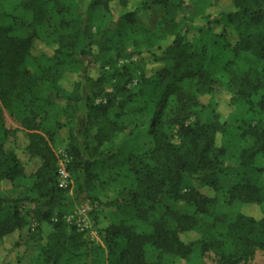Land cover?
<instances>
[{
  "label": "trees",
  "instance_id": "1",
  "mask_svg": "<svg viewBox=\"0 0 264 264\" xmlns=\"http://www.w3.org/2000/svg\"><path fill=\"white\" fill-rule=\"evenodd\" d=\"M230 1L233 9L204 16L198 35L207 42L201 39L196 48L185 41L189 20L184 0H140L128 10V0H90L84 12L78 0H0V239L21 230L27 219L51 222L40 264H171L208 253L214 264H245L256 250L264 253V210L260 218L243 211L213 213L212 198L191 187L182 191L186 179L217 190L227 168L224 138L230 122L198 100L214 94L219 80L210 63L218 59L224 62L222 84L229 103L245 104L255 118L240 126L247 143L239 149L238 182L228 198L264 206V169L255 163L264 156V0ZM147 2L163 8V33L143 29L131 40L137 59L113 67L126 55L129 38L119 35L122 26L134 23L135 11ZM117 6L126 10L114 18ZM227 29L235 36L233 44ZM168 37L158 56L164 67L154 87L159 110L152 118V148L126 156L130 182L107 193L92 192L97 172L92 170L96 162L86 126L91 118H101L97 146L111 138L119 127L105 115L110 109L123 110L136 94L148 91L153 76L145 74L144 55H158L149 51ZM36 43L52 53L34 54ZM226 52L234 59L223 60ZM91 63L107 70L93 76ZM66 73L78 78L69 90L61 83ZM3 108L27 133V157L39 161L30 174L5 146L9 130L3 125ZM191 117L195 119L189 123ZM63 127H68L67 168L77 172L71 195L70 186H59V157L50 144ZM23 179L31 180L27 192L13 197L1 192L4 181L15 185ZM78 199L89 202L95 223L100 219L101 244L75 226L67 230L56 214ZM120 204L132 206L136 223L100 218L99 208ZM192 230L203 234L191 241L181 237L180 232Z\"/></svg>",
  "mask_w": 264,
  "mask_h": 264
},
{
  "label": "rangeland",
  "instance_id": "2",
  "mask_svg": "<svg viewBox=\"0 0 264 264\" xmlns=\"http://www.w3.org/2000/svg\"><path fill=\"white\" fill-rule=\"evenodd\" d=\"M90 0H78L79 10L84 12ZM140 0H128L127 10L132 6H137ZM186 4L185 14L188 17L189 31L186 34L185 41L192 44L193 47H198L201 39L207 42V38H200L198 29L205 23L206 15H214L221 11H228L233 9L230 0H220L212 3L210 0H184ZM209 2V3H208ZM209 4L203 9V4ZM123 8L117 6L114 13L116 18L120 13L125 11ZM163 16L164 10L161 6L147 2V6L142 9H137L134 13V23L122 26L121 34L129 38L125 51L126 55L120 59L113 67H121L130 60H136V47L132 45L131 40L141 35L143 29L153 31L156 34L163 33ZM216 32V30H213ZM111 35V32H110ZM169 38V37H168ZM163 38L160 42L152 48L149 52L151 54H158L152 56L144 55L145 74L153 76L150 82L149 89L144 95L136 94L130 102H128L123 110L110 109L105 115L107 119L113 121L118 127V130L113 131L109 140L104 141L102 145L97 146L96 134L102 126L103 120L101 118H91L86 126V141L91 148V157L95 159L92 170L97 172L93 178L92 192L107 193L120 183H127L131 181L130 173L127 169L124 160L129 153L143 154L152 148V118L154 113L159 110V99L157 98L154 87L156 83V75L163 70V63L158 56L161 54V49L170 42V38ZM227 40L233 44L235 36L230 29L226 30ZM159 48V49H156ZM34 54L46 52L52 53V49L36 43L33 48ZM234 59L229 52L223 55L222 59ZM218 59L214 63H210L212 74L217 77L219 82L214 84V94H203L198 97V100L203 105H208L210 108L215 107L223 118H227L230 122V127L227 129L224 141L227 147V155L223 162L227 165L226 170L219 176V188L217 190L205 185L198 179H186L183 183L184 191L191 187L201 194L213 199L210 207L213 213H224L233 215L238 211H243L255 218L262 216L263 208L254 204H242L238 200L229 201L228 194L230 189L238 182L236 164L238 152L242 145L247 143L245 139L240 137V130L242 124L254 123L255 118L251 113L247 112V106L242 103H229L228 94L224 90L222 83L226 80L225 70ZM91 75L96 76L100 71L107 70L99 63H91L88 65ZM74 73H66L61 79L62 86L66 89H71L74 82L77 80ZM136 90V89H135ZM260 93L252 97V101H256L260 97ZM100 100H97L99 102ZM1 116L3 125L9 130L7 138L5 139V146L13 150L21 159L25 172L30 174L38 166L39 161L32 160L27 157L25 147L28 143L26 131L21 127L18 120L12 116L4 108L1 109ZM195 117H191L188 122L192 123ZM220 139V138H219ZM68 142V127L61 128L52 139L50 143L52 148L58 154V170L63 169L66 174L65 184L71 189L68 194H72L73 183L77 174L71 172L67 166L70 157L67 153ZM256 165L264 169V156H257L255 160ZM264 178V171L262 173ZM58 174V179H59ZM31 184L30 179L19 180L15 185L9 181H4L1 185V192L4 196H16L22 192H27ZM262 209V210H261ZM98 213L100 218L106 217L113 221L127 220L128 223H136L133 219V208L128 204H120L110 208H99ZM56 214H61L65 223V228L68 230L72 226L84 231L88 238L95 243L101 244V231L98 229L101 226L100 219L97 223L93 221V212L90 208L89 202L86 200H76L73 204L62 207L56 211ZM55 218H53L54 220ZM52 230L51 222H35L27 219L26 224L21 230L14 231L2 239H0V263L7 264H40L39 255L42 248L47 242V235ZM199 230H192L189 232H180V235L186 241L196 240L202 236ZM171 264H214V256L208 253L204 256L195 254L190 259L176 258ZM245 264H264V253L256 250L253 257Z\"/></svg>",
  "mask_w": 264,
  "mask_h": 264
},
{
  "label": "built area",
  "instance_id": "3",
  "mask_svg": "<svg viewBox=\"0 0 264 264\" xmlns=\"http://www.w3.org/2000/svg\"><path fill=\"white\" fill-rule=\"evenodd\" d=\"M58 174H59V177H60L58 179L59 186L60 187H65L66 186V184H65V179H66L65 171L63 169L59 168Z\"/></svg>",
  "mask_w": 264,
  "mask_h": 264
}]
</instances>
